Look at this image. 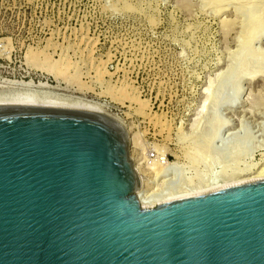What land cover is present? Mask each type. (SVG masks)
<instances>
[{
    "label": "rangeland",
    "instance_id": "rangeland-1",
    "mask_svg": "<svg viewBox=\"0 0 264 264\" xmlns=\"http://www.w3.org/2000/svg\"><path fill=\"white\" fill-rule=\"evenodd\" d=\"M30 81L164 149L159 190L264 165V0H0V96Z\"/></svg>",
    "mask_w": 264,
    "mask_h": 264
},
{
    "label": "water",
    "instance_id": "water-1",
    "mask_svg": "<svg viewBox=\"0 0 264 264\" xmlns=\"http://www.w3.org/2000/svg\"><path fill=\"white\" fill-rule=\"evenodd\" d=\"M124 125L0 104V264H264V178L155 207Z\"/></svg>",
    "mask_w": 264,
    "mask_h": 264
},
{
    "label": "bare ground",
    "instance_id": "bare-ground-1",
    "mask_svg": "<svg viewBox=\"0 0 264 264\" xmlns=\"http://www.w3.org/2000/svg\"><path fill=\"white\" fill-rule=\"evenodd\" d=\"M223 26H225V27L229 26L228 21H223ZM56 69H54V70H56ZM60 69H59V72H60ZM63 69H66V68H63ZM99 72L102 74L101 71H99ZM103 72H104V70H103ZM49 73H51V75L54 77V79H58V75H59L58 71H57V73H58L57 75L53 72V70H51ZM60 73L63 74L62 72H60ZM104 74H106V72L103 73V75ZM60 76H62V75H60ZM12 84L14 86L15 85L18 86V88L23 89L24 93L18 94V95H14V94L6 95V96L1 95L0 96V104L40 103V104H47V105H53V106L67 107V108H71V109L101 114V115L110 117V118L114 119L115 121H118L119 123H121L120 120L106 114L102 108H100L96 105L93 106L91 104L90 105L81 104V103H84L81 101H80V103L74 102V101L73 102L63 101V99L61 100L58 97L56 98L55 96H50L51 94L46 95V94H42L39 92H32L29 90V87L31 89V86H32L31 81L28 83L27 82L26 83L20 82V83H12ZM39 87H41V86H39ZM127 87H128V85H127ZM128 92L130 93L129 90H128ZM127 99H129V98H127ZM131 100L139 102V100L136 97H132ZM143 103L144 102L142 100V102L140 104H143ZM163 123H165V122H163ZM163 123H160L159 125L161 126V124H163ZM163 126H165V125H163ZM129 139H130V145L132 146V148H134L136 146V142H135L136 138L129 135ZM158 150L160 152L159 153L160 156L158 158L156 157L157 158L156 160L151 161L150 163H148L146 165H143V163L141 162L142 159L138 160L136 158H132V160L134 162V167H135V169H136V171L140 177V180H141V188L138 191V196H139V201H140L141 205L144 207H155V206L163 204V203L183 199L187 196L198 194V193L205 192L208 190H213V189L222 188V187H226V186L233 185V184H238V183H243V182H247V181H252V180L264 178V165L262 166V164H259L258 167L255 166L257 168H254V166L252 168V166H251V168H249V169L247 168L248 170H246V172L245 171H243L242 173L239 172L240 173V174L238 173L239 175L237 174L234 177L226 178L223 180H221V179L219 181L215 180L216 182H213V181H211V183L205 182V184H203V185L201 183H200L201 185H198L196 183L193 184V182L192 183L189 182L186 185H183V186H180V187H177L174 189H172V188L166 189L165 188V189L159 190V189H157L158 187L160 188V187L164 186V185L160 184L162 179L166 178L167 175L174 174V172H173L174 168L173 167H175V164H171V163L164 164L165 162L162 163L161 161H166V159H167V158H165V151H164V149L162 151L159 148H158ZM157 181H160L157 184H160L161 186L157 185L158 186L157 188L155 186H151V184H153L154 182H157ZM165 182L166 181L163 180L161 183H165Z\"/></svg>",
    "mask_w": 264,
    "mask_h": 264
},
{
    "label": "built area",
    "instance_id": "built-area-1",
    "mask_svg": "<svg viewBox=\"0 0 264 264\" xmlns=\"http://www.w3.org/2000/svg\"><path fill=\"white\" fill-rule=\"evenodd\" d=\"M149 157H150V158H155V157H157V153H156V152H151V151H150ZM166 158H167V157H166Z\"/></svg>",
    "mask_w": 264,
    "mask_h": 264
}]
</instances>
